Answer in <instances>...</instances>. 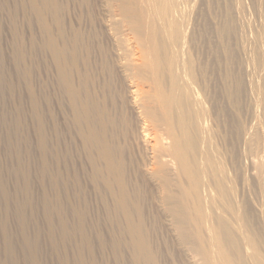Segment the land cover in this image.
I'll list each match as a JSON object with an SVG mask.
<instances>
[{"label": "bare ground", "instance_id": "1", "mask_svg": "<svg viewBox=\"0 0 264 264\" xmlns=\"http://www.w3.org/2000/svg\"><path fill=\"white\" fill-rule=\"evenodd\" d=\"M84 2H77L81 11ZM97 2L101 8L96 13L95 24L106 33V45L98 46L95 51L97 44L94 47L91 41L99 36L93 23L88 31L76 29L75 47L77 52L85 54V72L79 74L84 82L72 84V76L60 60L59 70L69 85L68 96L89 151L93 175L97 183L100 179L104 182L95 188L114 197V206L132 237L135 264H168L164 256L174 254L176 249L181 264H264V137H261V150L257 153L249 150L245 156L251 159L250 176L259 183L256 186L255 182V186L263 190H260L263 202L253 203L249 208L245 194L237 192L234 179L239 177L235 178L229 155L222 151L224 138L220 135L226 128L220 115L225 104L233 107L232 100L238 106L242 86L238 82L230 89L228 79L221 81L224 104L218 105L219 55L210 65L198 63L197 55L194 56L196 51L191 46L194 29H190L194 8L191 12L190 5L187 6L191 0L189 3L187 0ZM260 44L258 47L264 51ZM252 81L254 91L248 89L255 96L260 86ZM93 83L99 86V91L89 92L91 97L83 96L81 91H87ZM259 94L256 99L260 98ZM250 96L251 102L254 97L250 99ZM261 100L262 112L257 108L261 114L253 108L261 116L253 109L250 111L255 112L252 116L256 120L261 117L264 126V96ZM50 102V96L46 95L47 113ZM47 120L46 117L41 120V140L48 170ZM245 139L247 143V134ZM242 165L241 169L245 166ZM4 184L0 169L1 196L6 199ZM23 191L30 194L29 180ZM100 194L104 196L101 191ZM149 221L155 225L164 222L174 243L169 238L165 249L159 248L158 229L154 230ZM79 233L84 235L82 225ZM85 246H88L86 237L78 247L79 264H84ZM30 263L37 264L35 259H30Z\"/></svg>", "mask_w": 264, "mask_h": 264}, {"label": "rangeland", "instance_id": "2", "mask_svg": "<svg viewBox=\"0 0 264 264\" xmlns=\"http://www.w3.org/2000/svg\"><path fill=\"white\" fill-rule=\"evenodd\" d=\"M78 1L0 0V169L5 182L3 187L8 193L6 199L1 196L0 186V264H31L30 259H35L37 264H79L78 247L83 245L84 237L88 239V246L83 248L84 264H135L132 237L114 206V197L100 188L102 196L95 188L96 184L104 182L100 179L97 183L93 175L89 151L68 96L69 85L59 70L60 60L72 76V84L84 82L79 74L85 72V54L77 52L75 47L76 29L88 31L93 23L99 36L91 41L94 47L97 44L95 51L107 42L106 33L95 24L101 8L97 0H83V11ZM238 1L191 0L194 7L187 0L191 3L187 6L190 5L191 12L194 10V17L189 15L192 16L190 29H194L191 46L195 48L193 54L197 55L198 63L210 65L219 55L218 105L224 104L221 81L228 79L230 89L238 82L242 86L238 106L232 100L233 107L225 104V111L220 115L226 124L220 135L224 138L222 151L229 155L235 178L239 177L234 179L236 191L239 195L245 194L251 208L253 203H262L260 197L264 196V191L256 187L258 180L250 176L251 159L245 157L249 150L255 153L261 150V137H264L261 117L256 120L255 112L250 111L260 109L264 96V51L263 47H258L264 43V0H240L244 5ZM238 8L247 12L246 16ZM253 31L257 34L253 35ZM243 32L251 33L253 39ZM247 37L254 44H250ZM254 59L262 68H258V63L255 65ZM250 81L260 86L255 88V96L249 92V89L254 91ZM244 83H250L251 87ZM96 91L99 86L93 83L81 93L91 97L89 92L95 94ZM258 94L260 98L256 99ZM46 95L51 99L48 113L44 110ZM249 96L254 97L251 102ZM211 101L215 104L213 98ZM44 117L48 119V129H44L50 150L48 170L41 140ZM28 180L30 194L23 191ZM149 224L154 230L158 229L156 244L159 243V248L165 249L169 238L174 243L164 222L155 225L149 221ZM80 225L84 235L79 233ZM176 251L165 254L168 264H181L182 258Z\"/></svg>", "mask_w": 264, "mask_h": 264}]
</instances>
